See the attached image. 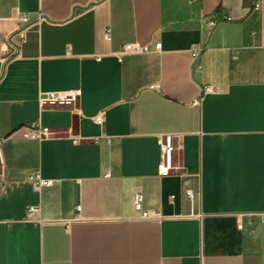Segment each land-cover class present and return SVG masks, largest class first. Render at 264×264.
<instances>
[{"label": "crops", "instance_id": "obj_1", "mask_svg": "<svg viewBox=\"0 0 264 264\" xmlns=\"http://www.w3.org/2000/svg\"><path fill=\"white\" fill-rule=\"evenodd\" d=\"M0 140V264H264V0H0Z\"/></svg>", "mask_w": 264, "mask_h": 264}, {"label": "built area", "instance_id": "obj_2", "mask_svg": "<svg viewBox=\"0 0 264 264\" xmlns=\"http://www.w3.org/2000/svg\"><path fill=\"white\" fill-rule=\"evenodd\" d=\"M194 0H190L192 3ZM233 20L232 16H223V17H212V18H201L202 27H206L210 32L222 21ZM24 21L29 24L28 19L25 18ZM25 40V28H20L16 32L12 33L9 36V43L13 48L16 55L20 53L22 43ZM156 48L159 50L161 48V43L156 44ZM204 49V45H194L192 47L193 56L197 57L199 53ZM150 51L148 45H142L138 42L127 43L123 46L121 50V55L129 54H144ZM218 87L206 86L204 93H215L218 92ZM80 95V90L72 89L66 91H47L40 93L38 97V103L40 108H55L63 107L68 105H74ZM94 120L98 124L103 122V114L100 113L94 117ZM23 138L31 140H43L45 138L51 137L53 132L48 128L43 127L40 122H32L29 125H23L19 128ZM158 143L161 147V159L159 163V175L166 176L171 173L173 170V161L172 154L175 150L174 137L171 134L160 135ZM4 173V159L2 152V141L0 140V177ZM31 180L34 182L37 188L42 186H50L53 183L52 179L43 178L41 174L37 171ZM188 195H192L191 191H187ZM143 200L144 196L140 191H136L133 194V205L137 212L141 214L142 217L148 218L151 216V213L143 209ZM40 210L39 206H31L29 208V213L32 214ZM242 216L238 217L239 228L242 227Z\"/></svg>", "mask_w": 264, "mask_h": 264}]
</instances>
